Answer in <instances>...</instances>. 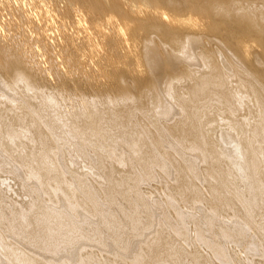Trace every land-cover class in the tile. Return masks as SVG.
Wrapping results in <instances>:
<instances>
[{"label": "bare ground", "instance_id": "bare-ground-1", "mask_svg": "<svg viewBox=\"0 0 264 264\" xmlns=\"http://www.w3.org/2000/svg\"><path fill=\"white\" fill-rule=\"evenodd\" d=\"M0 264H264V0H0Z\"/></svg>", "mask_w": 264, "mask_h": 264}]
</instances>
